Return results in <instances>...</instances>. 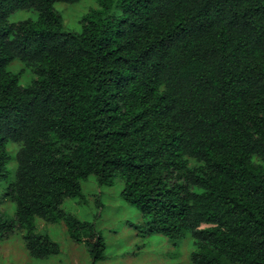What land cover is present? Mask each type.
I'll return each instance as SVG.
<instances>
[{"label":"trees","instance_id":"trees-1","mask_svg":"<svg viewBox=\"0 0 264 264\" xmlns=\"http://www.w3.org/2000/svg\"><path fill=\"white\" fill-rule=\"evenodd\" d=\"M57 1L79 0H0V178L21 145L0 235L25 229L29 253L48 257L61 246L35 219L64 220L102 259L94 223L61 205L90 175L120 176L148 233L195 239L194 263L264 264V0H99L80 32ZM18 9L39 16L9 22Z\"/></svg>","mask_w":264,"mask_h":264},{"label":"rangeland","instance_id":"rangeland-1","mask_svg":"<svg viewBox=\"0 0 264 264\" xmlns=\"http://www.w3.org/2000/svg\"><path fill=\"white\" fill-rule=\"evenodd\" d=\"M54 7L63 18L64 30L80 32L83 17L102 6L99 0H79L57 1ZM121 13L122 6L114 5L110 10L113 16ZM38 16L35 9H18L9 15L8 20L18 22L37 19ZM8 69L19 74V83L23 86L37 77L32 68L20 59L13 60ZM20 146L17 142L8 143L7 175L0 178V213L5 219L16 215L17 204L9 191L16 178V156ZM255 160L258 161L257 158ZM259 163L264 166V161L259 160ZM190 164H195L194 159H190ZM81 185L82 196L66 197L61 206L67 213L94 223L106 243L102 259L94 260L85 241L78 243L71 238L64 220L50 223L37 217L38 231L59 242L61 251L48 257L32 256L26 247V230L17 226L8 235H0V264H196L191 254L197 245L190 234L175 240L160 233L147 232L149 219L137 206L123 198L124 182L120 176L112 185H104L99 184L96 175H90L81 181Z\"/></svg>","mask_w":264,"mask_h":264}]
</instances>
